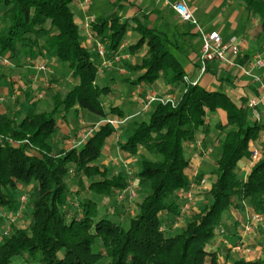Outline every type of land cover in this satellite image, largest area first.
<instances>
[{
  "label": "trees",
  "instance_id": "1",
  "mask_svg": "<svg viewBox=\"0 0 264 264\" xmlns=\"http://www.w3.org/2000/svg\"><path fill=\"white\" fill-rule=\"evenodd\" d=\"M235 1L258 18L264 34V0ZM74 3L0 0V56L7 57L11 67L26 57L55 60L75 81L63 95L54 92L48 110L35 107L30 88L15 116L0 106V223L18 210L20 197L26 196L25 225L10 222L8 232H0V264H264V245L262 254L252 260L230 255L240 233L238 220L228 225L230 213L250 207L264 215V152L245 178L238 172L239 162L250 157L249 142L257 140L264 127L253 118L248 97L241 95L236 103L223 86L210 90L187 83L185 66L172 49L178 46L176 35L149 26L144 13L122 19L118 0L111 11L96 16L90 28L94 40L85 46ZM129 31L139 36L127 51L145 52L136 62L121 65L128 74L138 73L136 79L126 75L119 82L141 88L140 97L163 80L167 93L177 94L174 106L154 103L144 115L120 105L104 108L103 98L118 80L97 77L100 59L95 40L106 43L107 58L113 59ZM248 59L244 55L236 61L245 64ZM26 72L22 76L31 82L32 71ZM6 82V74L0 72V86ZM219 111L225 118L214 124L220 138L219 156L210 170L215 179L208 189L194 192L197 207L189 208L180 230L169 234L171 223L181 216L182 191L191 182L187 171L192 157L185 155V149L199 135L206 148L213 135L206 117ZM81 112L125 119L116 146L138 155L134 183L142 191L126 225L101 214L99 202L91 196L110 198L129 183L125 168L111 174L101 162L115 129L101 123L81 145L54 150L60 135L58 119L67 120L68 115L77 119ZM204 176L200 170L196 179ZM72 198L78 209L69 216ZM113 207L117 214L121 205ZM220 226L230 244L224 258L214 248Z\"/></svg>",
  "mask_w": 264,
  "mask_h": 264
},
{
  "label": "crops",
  "instance_id": "2",
  "mask_svg": "<svg viewBox=\"0 0 264 264\" xmlns=\"http://www.w3.org/2000/svg\"><path fill=\"white\" fill-rule=\"evenodd\" d=\"M116 0H96V13H91L92 7L89 2V14L94 15L95 17L101 13H106L111 11L112 3ZM122 5L120 15L122 19H127L132 15H138L141 13L146 14L148 17V24L156 25L157 27L166 30L169 34H175L177 39V49L172 48L176 56L185 66V73L191 81H197V84L203 86L210 90H216L220 86H223L229 95V97L236 103L239 102L238 97L245 95L248 98L251 97H260V92L257 90V85L251 80L250 77L242 73L241 67L247 66L252 62L256 57H261L264 59V34H260L259 22L256 17L247 13V11L240 6L239 3H235L233 0H183L186 5L191 10L193 16L198 21L199 25L206 31L208 30H217L223 40L229 39L232 35L239 37L247 38V47L240 53L238 56L233 57L234 65L221 67L218 61H212L207 63L206 70L203 73H200V63L198 59L200 46L197 50L194 49V44L196 42L201 43V39L197 33L196 27L191 22L181 21L172 8V3L176 0H118ZM79 11L81 14L80 18L75 17L76 23L79 25L83 21L84 12L78 3H74V13ZM81 28V27H80ZM81 29L84 30L82 27ZM138 34L134 31L128 32V38L136 40ZM127 40L119 48V53L122 54V58L119 61L114 62L117 64V68H124L121 66L123 59L129 63H134L137 61V58L141 57L145 52L143 49L138 54H130L127 51V46L129 41ZM124 51V52H122ZM244 55H248L249 59L245 64L238 63L237 58H241ZM240 66V67H239ZM114 69L111 72L107 71V67L104 68L102 74L99 75V79L108 81L111 77H121L122 75L116 73ZM255 73L262 74L264 76V67L255 68ZM101 73V72H100ZM126 74V72L124 73ZM8 79V78H7ZM228 79V80H227ZM10 86L7 82L0 88V93L3 95L6 94V90ZM157 86L162 91H168V86L164 83L163 80H159L153 87ZM135 90L139 92L141 88L135 86ZM153 90V89H152ZM7 97V96H6ZM4 102H2L3 104ZM136 104V103H135ZM1 105V104H0ZM5 108L2 111H5L9 108L8 104L3 105ZM120 106H123L125 110H133L134 103H129L128 101H122ZM259 113V122L264 125V98L260 101L257 106ZM133 112V111H132ZM83 114L82 112L80 113ZM80 115V116H81ZM214 115V114H212ZM211 115V116H212ZM216 121H224L225 113L219 111L215 113ZM79 116V117H80ZM253 116V115H252ZM216 123V122H215ZM61 127H59V133H61ZM212 132L213 126H211ZM216 137V136H214ZM201 137L198 139L200 141ZM110 140V139H109ZM263 144L264 146V127L261 129L259 137L255 141L249 142V149H257L260 152V157L264 152L263 148H260L259 145ZM219 145V142L210 137V141L202 153L203 157L197 154L191 159V165H194L199 172L200 169L205 168V170H211V167L205 166L207 163H213L215 158L219 156L218 149H215ZM194 145H191L187 149L191 151V148ZM255 161H251L249 158H243L238 165V172L242 178H245ZM190 165V167H191ZM192 168V167H191ZM193 168V169H194ZM210 168V169H209ZM188 171H190L188 169ZM189 177V173H188ZM206 178V183L210 187L211 182L214 181L215 176L209 175L204 176ZM260 253V250L258 251Z\"/></svg>",
  "mask_w": 264,
  "mask_h": 264
},
{
  "label": "rangeland",
  "instance_id": "3",
  "mask_svg": "<svg viewBox=\"0 0 264 264\" xmlns=\"http://www.w3.org/2000/svg\"><path fill=\"white\" fill-rule=\"evenodd\" d=\"M80 1L81 0H75V3H78V5L80 6V4H79ZM233 1L236 3L235 0H233ZM89 2H90V0H89ZM95 4H96V0H92V3L90 4V6L92 7L91 13H93V12L96 13V8L98 7V5L96 6ZM86 10L88 13L90 10L89 4H88V7ZM75 17L76 18L81 17V14L79 11H76ZM254 17H256V16H254ZM82 22L79 24V26L81 28H82V25H81ZM82 31H83V33H82L83 37L81 39V43L84 44L85 46L92 44L93 39L88 36V34H87V32H85V30L82 29ZM128 41H129V44H128V46H129L130 44L135 43L136 40H132V39L128 38ZM200 44L201 43L199 41L196 42L193 46L194 49L197 50L198 47L200 46ZM122 52H124V51H122ZM45 59L47 60V70L46 71H40V72H38L32 68V64L29 61L30 58H28V57H26L23 60V62L21 63V65H19V66L17 65V66L11 67L10 65H3L0 62V72H3L4 74H6V81L10 85V86H8V89L6 90V94L5 95L3 94L5 97L6 96L7 97L5 98L4 101H2L4 103L1 104L0 106H2V108L4 109L5 107L3 105L8 104L9 105L8 112L11 116H15L16 113L19 111V107L21 106V104H23L25 102V100H28V98L25 95V92L29 88L32 91L33 96L32 95L31 96H32V100L34 102L35 107L38 110H48L51 108V96L54 94V92L58 91L63 95L74 84L75 81L69 76L68 70L65 67L61 66L55 60H51L48 58H45ZM122 61L124 62L125 60L123 59ZM100 62H99V65H100ZM114 67L117 68V64L113 63L110 67H107V69H108L107 71L111 72V70L114 69ZM104 68L105 67H102L101 73H99V75L102 74L103 72H105ZM28 69H30L32 71L29 75V76H31V79H32L31 82H26L22 76L23 74H29V72H26ZM124 69H125L124 72L122 69L121 70L120 69H114V71H116V73L120 72L122 77L128 75L131 80L136 79L138 73L128 74L126 68H124ZM125 72H126V74H124ZM99 75H97V77H99ZM116 78H117L116 80H118V82H115L112 85L113 89L111 90V92L103 98L104 99V101H103L104 102V104H103L104 108L107 110V109H109V106H111V105H113V106L118 105L119 106L122 101H128L129 103H132V102L134 103V109L135 110L134 109L133 110L135 112L138 109V100H136V98L139 97V93L135 90L136 85L132 84V82H128V83L127 82L124 83L122 81L119 82V80H121V77H116ZM14 79H15V81H14ZM21 85H24L25 88H21ZM0 88H2V85L0 86ZM153 90H155L159 93H167V91L164 92L161 89H159L157 86H155V88H153ZM39 94H40V96H39ZM0 95H2V94L0 93ZM176 96H177V94H176ZM140 97H142V96H140ZM82 113L83 114L82 115L80 114L81 116L79 115L80 117H78L77 119H74L72 117V115H68L67 120L58 119V126L61 127L60 129L62 132L60 133L59 137H57V141L55 143L54 150H57L58 148H62V147L63 148H70V145L67 144V140H71L73 138H76L77 135L82 132V130L91 129L92 131L93 130L95 131L99 127V125L96 126V123L101 120L100 117H98L94 114L88 113V112H82ZM144 114H142V115H144ZM211 115L212 114H209L206 117V120L210 123V126H213L214 135H212V138L219 141V139H220L219 137H214V136H216V134H218V131L214 128V124L216 122V115L215 114L212 116ZM121 134L117 136L114 133L113 137L108 141V143L105 147L101 162L103 164H105L110 169L111 174L118 173L120 170L125 168V165H127L126 167L129 168V171H131L129 173V178L133 182V186L135 187L136 196L131 202H128L127 200H122L120 203H117L116 193H114V195L111 196L110 198H100L94 194H91V196H92V198L96 199L99 202V208L101 210V214H104L105 216L111 218L113 221H116V222H119L120 224L126 225L128 217L133 215L136 212V204L138 201H140L142 191H140V188H138L136 183H134V182H136V178H135L134 173H136V170L138 168L139 157H138V155H130L124 151H120L117 148L116 143H117L118 139L120 138ZM199 138H200V135L198 136V139ZM259 147L264 149L263 144L259 145ZM219 148L220 147L218 145V146H216L215 149H218V151H219ZM197 151L199 153V156L203 157L202 152L199 151L196 147L191 148V151H189L186 148L185 149V155L187 157H193L194 154L198 155ZM205 166L206 167L207 166L212 167V163H207V164H205ZM191 167H189L190 171H187V173H189V176H190V173H192L194 165L193 166L191 165ZM200 170L204 171L206 173V176L210 175L209 170L206 171L205 168H202ZM190 177L191 178H189V179L191 181H197L198 182L201 180V179L197 180L196 177L192 178L193 176H190ZM70 184L72 187H74V183L72 182V179L70 180ZM208 184H209V182H208ZM208 184L205 183V185H203V186L201 185V186L195 187L193 189V194L196 191L208 189L209 188ZM75 188L76 187H74V189ZM23 195L25 196V194H23ZM25 198H26V196H25ZM115 203L121 205V207L119 208V212L117 214L114 213L115 208L113 207V205ZM197 204H198V199L194 198L193 207H197ZM77 209H78L77 201L75 198L74 199L72 198L70 200V207L68 209L69 216L73 215ZM249 209H251V208L247 207L245 209V211H243V212H239V213H237L235 211L231 212L230 215L228 216L229 217V220L227 221L228 225H230L235 220H238V222L240 223V229L239 230L241 233V231L243 229V225L247 222V211ZM185 214L186 213H184L182 216H179L176 220H174L171 223V226L168 230L169 234H174L180 230V227L183 224V221L185 218ZM15 221L19 225H25V223H26L24 216L21 218H17ZM8 223L9 222L7 219L3 220L0 223V232L6 234V231L8 230ZM164 227L167 228V226H164ZM219 228H218V230H219ZM224 230H225V235L220 236L219 234H217V237L215 238V245H214V248L217 250V252L221 256V258H224L225 254L229 250V246H230V244H225L224 242H222V240H224L222 238L226 237V235H227V231L225 228H224ZM246 239H247L248 246H250L252 248L259 249L260 253H258V251H259L258 250V251H256L255 254L244 255L243 258L245 260H252V259L259 257L262 254V246L264 245V220L261 223H259L255 228H253L251 234H249L246 237ZM236 253L237 252L230 250V255H235Z\"/></svg>",
  "mask_w": 264,
  "mask_h": 264
},
{
  "label": "built area",
  "instance_id": "4",
  "mask_svg": "<svg viewBox=\"0 0 264 264\" xmlns=\"http://www.w3.org/2000/svg\"><path fill=\"white\" fill-rule=\"evenodd\" d=\"M83 12H84V18L82 22V27L84 28L85 32H87L88 36L93 39V36L90 32L91 24L95 21V16L92 14L87 13V7L89 4V0H81L79 2ZM172 8L178 15L179 19L181 21L191 22L197 29V33L201 39V47L198 55L199 63H200V73H203L206 70L207 63L212 61H218L221 67H227L234 65L233 57L238 56L240 53H242L246 47H247V38L246 37H239L232 35L227 40H223L221 35L217 30H204L198 23V21L193 16L191 10L186 5V3L183 0H176L172 3ZM94 40V39H93ZM105 42H101L98 40H95V51L99 56L100 59V65L98 67L97 73H100L102 70V67H110L114 62L119 61L120 58H122V54L117 52L113 59L107 58V51L105 47ZM122 46V45H121ZM120 46V47H121ZM119 51V50H118ZM32 64V68L36 71H46L47 70V60L44 57L38 56L35 59L29 60ZM0 62L3 65H11V62L7 57L0 56ZM240 67V66H239ZM264 67V59L261 57H256L252 62H250L247 66L241 67L242 73L247 75L251 78L253 82L257 85V90L260 92V97H251L248 98L247 105L252 110L253 118L257 121H259V113L257 110V106L260 103V101L264 98V76L259 73H255V68H263ZM184 79L189 84H197V81H191L187 75L184 76ZM15 81V79H14ZM21 88H25L24 85H21ZM40 96V94H39ZM4 95H0V102L5 100ZM177 102V96L175 93H159L155 90H150L145 92V94L142 97H139L138 100V109L135 112V114H144L147 113L151 105L154 103H169L172 106H174ZM125 121V119H119V118H111L106 117L104 119H101L99 122L96 123L97 125H100L101 123H109L114 129H115V135H119V125L122 124ZM91 129L89 130H82L81 133L77 135L76 138H73L71 140H67V144L70 145V147H77L81 145L89 136L92 135ZM11 141V140H10ZM14 144H17V142H13ZM194 147H196L199 151L204 153V149L201 145L200 141H196L194 144ZM250 160L256 161L260 157V152L257 149H251L250 150ZM126 171H129V168L126 167ZM198 170L194 168L192 170V173H190V176H193L192 178H195L198 174ZM189 176V178H191ZM191 181V180H190ZM206 183V178H201L200 181H191L190 185L187 189H184L182 191V196L184 199V203L181 205V216L184 214L189 208L193 207L194 203V194L193 189L197 186H203ZM116 200L117 203H120L122 200H127L128 202H131L135 196H136V190L133 186V182L129 180L128 185L124 189L116 190ZM26 207V198L25 196L20 197V206L18 210L8 215L6 218L8 222H15L17 218L23 217V213ZM264 220V215L261 213H258L254 211L253 209H249L247 211V222L243 225V229L241 233L239 234L238 239L234 244L231 246V250L234 252H237V254H240L242 256L244 255H251L255 254L256 251L259 249L252 248L248 246L246 237L251 234L253 228H255L259 223H261ZM219 235L224 236L225 230L223 227L219 228ZM8 230L6 231V233ZM222 242L225 244H229L228 240L223 237Z\"/></svg>",
  "mask_w": 264,
  "mask_h": 264
}]
</instances>
